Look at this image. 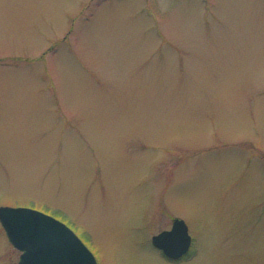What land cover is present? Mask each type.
I'll use <instances>...</instances> for the list:
<instances>
[{
  "label": "rangeland",
  "instance_id": "374dc122",
  "mask_svg": "<svg viewBox=\"0 0 264 264\" xmlns=\"http://www.w3.org/2000/svg\"><path fill=\"white\" fill-rule=\"evenodd\" d=\"M0 205L99 264H264V0H0Z\"/></svg>",
  "mask_w": 264,
  "mask_h": 264
},
{
  "label": "water",
  "instance_id": "95a60500",
  "mask_svg": "<svg viewBox=\"0 0 264 264\" xmlns=\"http://www.w3.org/2000/svg\"><path fill=\"white\" fill-rule=\"evenodd\" d=\"M0 218L10 239L23 250L19 264H98L95 255L63 221L30 207L1 206ZM186 222L175 218L172 228L153 235V243L172 258L191 245Z\"/></svg>",
  "mask_w": 264,
  "mask_h": 264
}]
</instances>
